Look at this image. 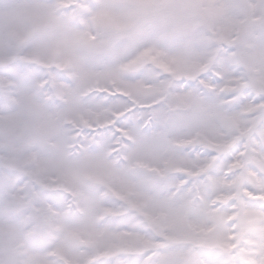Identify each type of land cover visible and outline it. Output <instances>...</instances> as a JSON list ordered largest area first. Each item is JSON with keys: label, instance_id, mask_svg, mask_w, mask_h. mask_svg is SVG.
<instances>
[{"label": "snow or ice", "instance_id": "1", "mask_svg": "<svg viewBox=\"0 0 264 264\" xmlns=\"http://www.w3.org/2000/svg\"><path fill=\"white\" fill-rule=\"evenodd\" d=\"M0 264H264V0H0Z\"/></svg>", "mask_w": 264, "mask_h": 264}]
</instances>
